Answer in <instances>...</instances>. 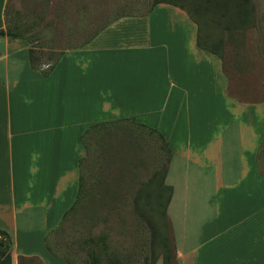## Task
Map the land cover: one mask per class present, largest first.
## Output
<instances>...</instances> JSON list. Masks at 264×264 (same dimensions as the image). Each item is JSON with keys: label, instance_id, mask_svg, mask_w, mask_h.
I'll return each mask as SVG.
<instances>
[{"label": "crops", "instance_id": "1", "mask_svg": "<svg viewBox=\"0 0 264 264\" xmlns=\"http://www.w3.org/2000/svg\"><path fill=\"white\" fill-rule=\"evenodd\" d=\"M198 34L183 9L156 2L63 49L45 75L28 41L0 37V228L11 264H72L46 237L76 198L83 130L121 118L168 142L175 264H264V100L227 92L222 60Z\"/></svg>", "mask_w": 264, "mask_h": 264}, {"label": "rangeland", "instance_id": "2", "mask_svg": "<svg viewBox=\"0 0 264 264\" xmlns=\"http://www.w3.org/2000/svg\"><path fill=\"white\" fill-rule=\"evenodd\" d=\"M199 25L204 47L221 57L227 92L264 100V0H169ZM154 0H6V27L30 39L39 70L65 48L122 14L146 12ZM122 125V124H121ZM86 135L80 161L82 191L76 205L46 237L53 252L75 264L118 258L121 264L160 263L175 244L166 214L165 151L157 134L133 123ZM125 132H124V131ZM258 166L264 172V141ZM16 264H42L17 256Z\"/></svg>", "mask_w": 264, "mask_h": 264}, {"label": "trees", "instance_id": "3", "mask_svg": "<svg viewBox=\"0 0 264 264\" xmlns=\"http://www.w3.org/2000/svg\"><path fill=\"white\" fill-rule=\"evenodd\" d=\"M160 1H164V2H168V4H172V5H175V6H177V7H179V8H181V9H183L184 10V8H182L181 6H179V5H177V4H175V3H173L172 1H169V0H154V2H153V4L152 5H154V3H156V2H160ZM151 5V6H152ZM185 12H186V14L190 17V19L192 18L190 15H189V13L186 11V10H184ZM192 20H194L193 18H192ZM196 21V20H195ZM107 25V24H106ZM105 26V25H104ZM104 26H102L100 29H102ZM198 27H199V25H198ZM100 29H98L95 33H92L91 35H95L96 33H98V31L100 30ZM200 32V31H199ZM90 35V36H91ZM90 36L89 37H87V39H89L90 38ZM0 37H10V38H21V39H25L26 41H28V43H30L31 44V41H30V39H26V38H24L23 36H21V34H19V32L17 31V30H14L12 27H6V28H4V29H0ZM86 39V40H87ZM196 43L199 45V46H201V47H203L206 51H208V52H210V53H212V54H215L217 57H219V55L218 54H216L215 53V51H213L212 49H208V48H206V47H204V45H202L201 44V42L199 41V38H198V35H197V39H196ZM31 47L28 49V57L30 58V61H31V66L33 67V68H37L36 67V65H37V63H35V58H34V56H33V53H34V49H33V45H30ZM219 58H221V57H219ZM54 63L55 62H53V63H51V64H49L48 65V67L47 68H45L44 70H41L40 71V73L42 74V75H45L47 72H48V70L50 69V68H52L53 67V65H54ZM127 119H129V118H121V119H119V120H115V121H108V122H99V123H94V124H90V125H88L83 131V133H82V135H81V139H82V144L84 145V148H85V154H86V152H87V149H88V146H87V141H86V135L88 134V133H90L91 131L93 132V131H95V130H97V129H105V130H107V131H109V130H111V128H119V127H122L124 130H131L128 126H126V128H125V125L124 124H122V122H125ZM122 124V125H121ZM126 124V123H125ZM136 125L139 127V128H143V129H145V130H148V131H150V132H152V133H155V134H157V136L161 139V141L163 142L162 144H161V148L165 151V159H164V166H165V168H164V173H163V175H165V173H166V170H167V167H166V165H167V163H168V160H169V157H170V149L168 148V142H167V140L165 139V136L159 131V130H157L156 128L154 129V128H150V127H147V126H145V125H143V124H139V123H135V127H136ZM123 130V131H124ZM125 132V131H124ZM84 154V155H85ZM83 157V156H82ZM82 160V158L81 159H79L78 160V167H80V161ZM80 170H81V167H80ZM164 177V176H163ZM82 175H81V171H80V179H79V183H78V190H77V193H76V198H75V200H74V202H73V205L64 213V215H66L67 214V212L69 211V210H71L75 205H76V202H77V200H78V198H79V196H80V194H81V191H82ZM162 184L164 185V182H162ZM164 187L165 188H167L168 190H169V192H170V188L169 187H167L166 185H164ZM167 198H168V196H167ZM166 201H167V199H166ZM64 215H62V219H63V217H64ZM58 226H59V224H58ZM57 226V227H58ZM56 227V228H57ZM54 228H52V230H53ZM48 243V242H47ZM49 245V244H48ZM11 247H12V240H11V238H10V236H9V234H8V232L5 230V229H3V228H0V264H11V256H10V251H11ZM174 250L169 254V255H164L163 253H162V255H161V264H175V254H176V252H175V247L173 248ZM90 256H91V262H90V264H98V255H97V253L96 252H94V250L93 251H91L90 252ZM20 257H23L22 255H20ZM65 261H67V262H69V263H72V264H75V263H73L72 261H70L69 259H67L66 257H62ZM153 262H154V260L153 261H151V263L150 264H153ZM103 264H121V261H120V259H118V258H110V259H108L107 261H105Z\"/></svg>", "mask_w": 264, "mask_h": 264}]
</instances>
